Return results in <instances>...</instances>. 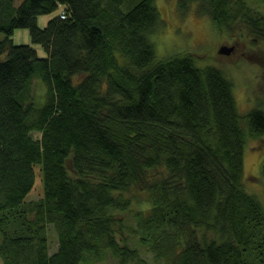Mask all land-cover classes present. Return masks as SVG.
Wrapping results in <instances>:
<instances>
[{
  "label": "trees",
  "instance_id": "trees-1",
  "mask_svg": "<svg viewBox=\"0 0 264 264\" xmlns=\"http://www.w3.org/2000/svg\"><path fill=\"white\" fill-rule=\"evenodd\" d=\"M254 1L177 9L264 46ZM59 5L66 17L38 26ZM162 20L156 0H0V264H264L243 157L264 109L240 112L230 77L193 52L157 58ZM37 172L42 193L27 199Z\"/></svg>",
  "mask_w": 264,
  "mask_h": 264
},
{
  "label": "rangeland",
  "instance_id": "rangeland-1",
  "mask_svg": "<svg viewBox=\"0 0 264 264\" xmlns=\"http://www.w3.org/2000/svg\"><path fill=\"white\" fill-rule=\"evenodd\" d=\"M160 9L162 25L151 34L157 58H164L177 52H193L199 66L217 65L230 77L233 92L240 112L245 113L251 108L260 106L264 109V46L252 44L249 38L232 39L216 30L209 16L199 15L195 5L181 14L177 9V0H156ZM255 5L254 0H247ZM57 13H45L38 16L40 26L46 24L49 18ZM0 37L2 34L0 33ZM15 43H30L40 56L45 52L39 43H33L28 28H16L11 36ZM223 44L233 45L230 54H221L219 47ZM34 90L39 84L34 80ZM41 89V87H40ZM46 87L37 104L45 99ZM244 183L248 190L254 192L264 203V185L260 179L261 162L264 160V134L256 139H250L244 150ZM69 172L73 173L71 166ZM42 193L40 175L37 172L34 184L27 199L37 198ZM135 207V204L132 206ZM128 222H132L131 214H125ZM49 227L50 249L56 247V233ZM88 264H113L111 258L94 261Z\"/></svg>",
  "mask_w": 264,
  "mask_h": 264
},
{
  "label": "bare ground",
  "instance_id": "bare-ground-1",
  "mask_svg": "<svg viewBox=\"0 0 264 264\" xmlns=\"http://www.w3.org/2000/svg\"><path fill=\"white\" fill-rule=\"evenodd\" d=\"M21 2V0H14V3H16V4H18V3H20ZM57 10V13L54 15V16H58L59 18H65L66 17V11L64 10V8H63V6L62 5H59L58 6V8L56 9ZM56 10H54V11H56ZM53 12V11H52ZM53 17V16H52ZM50 19V18H49ZM48 19V20H49ZM37 20H38V17H37ZM47 23V22H46ZM38 24V23H37ZM38 26H40V25H38ZM44 26V25H43ZM41 27V26H40ZM215 66H217V65H215ZM218 67V66H217ZM258 107H260V106H258ZM31 191V190H30Z\"/></svg>",
  "mask_w": 264,
  "mask_h": 264
},
{
  "label": "water",
  "instance_id": "water-1",
  "mask_svg": "<svg viewBox=\"0 0 264 264\" xmlns=\"http://www.w3.org/2000/svg\"><path fill=\"white\" fill-rule=\"evenodd\" d=\"M233 49V45L223 44L219 47L218 52L221 54H230Z\"/></svg>",
  "mask_w": 264,
  "mask_h": 264
}]
</instances>
